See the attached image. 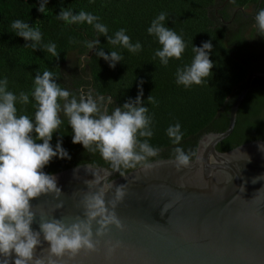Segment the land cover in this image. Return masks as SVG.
<instances>
[{"label":"trees","instance_id":"trees-1","mask_svg":"<svg viewBox=\"0 0 264 264\" xmlns=\"http://www.w3.org/2000/svg\"><path fill=\"white\" fill-rule=\"evenodd\" d=\"M40 2L0 0V80L6 77L8 90L16 95L21 91L29 93L27 105L17 103L18 114L34 118L33 80L37 72L42 74L44 70L52 71L57 83L77 96L81 91H91L94 96L110 97V111L142 92L143 106L148 107L153 121V136L148 142L160 149L158 156L150 158V163L174 159L175 147L183 148L192 160L202 136L227 129L230 108L248 74L264 72V36L258 32L254 20L264 8L263 0H48L45 14L37 10ZM62 8H70L74 14L84 10L97 15L108 26V35L126 29L133 42L141 43V51L130 53L108 44L106 36H98L86 23L65 24L57 18ZM249 9L253 17L246 12ZM161 12L167 13L165 26L182 36L187 45L182 57L170 59L167 66L154 55L161 45L147 33L151 21ZM16 19L39 28L42 40L38 48L24 47L31 42L15 35L11 29ZM93 39L99 41V46L89 50L84 42ZM209 40L213 45L209 53V59L214 62L212 76L205 78L201 85L187 88L178 85L177 68L190 64L193 46L200 47ZM48 43L56 44L58 58L40 49ZM98 50L106 55L119 51L123 60L114 68L109 67L107 61L95 55ZM150 95L155 104L147 102ZM61 118L64 122L53 133L50 143L55 148L57 141H61L70 159L54 157L43 171L53 174L84 164L113 170L98 152H87L81 144H73L72 129L63 114ZM176 123L183 132L179 144H173L166 134L167 128ZM258 140L264 141V81L261 79L253 80L239 106L232 133L216 149L226 152ZM132 170L122 168L118 176Z\"/></svg>","mask_w":264,"mask_h":264},{"label":"clouds","instance_id":"clouds-1","mask_svg":"<svg viewBox=\"0 0 264 264\" xmlns=\"http://www.w3.org/2000/svg\"><path fill=\"white\" fill-rule=\"evenodd\" d=\"M47 3L48 0H41L37 10L45 14ZM57 18L65 24L91 25L98 36L107 37L108 44L130 53L142 49L141 43L133 42L124 28L108 35V26L90 12L81 10L74 14L70 8H62ZM166 19L167 13L161 12L147 28V33L161 45L154 55L164 66L170 59L179 60L187 47L182 36L165 26ZM254 20L258 32L264 36V8L257 12ZM11 29L15 35L31 42L24 47L34 50L40 45L42 33L39 28L16 19L11 23ZM84 44L91 50L99 46V41L93 39ZM212 48L210 40L200 47H192L194 57L190 64L176 70L178 85L186 88L201 85L205 78L212 76L214 62L209 59ZM40 49H46L52 57L58 58L55 43H48ZM95 55L112 68L123 60L121 53L115 50L109 55L98 50ZM31 96L35 101L34 118L18 114L17 109V103H29V93L21 91L16 95L8 90L6 77L0 80V264H57L64 257L73 259L81 252H96L99 238L107 234L110 226L124 230L115 208L126 192L123 186L105 185L103 177L96 173H92L93 179L85 181L87 191L80 199L82 218L76 216L71 223H66L63 218L41 217L39 231L33 230L32 224L37 217L32 201L47 195L59 199L62 194L57 177L43 171L54 157L70 159L61 141H57L55 148L50 143L53 133L64 122L61 114L72 129V143L81 144L87 152H98L114 170L138 166L150 169L153 167L150 158L158 156L160 151L148 142L153 136V121L148 107L143 106L142 92L134 100L130 98L110 111V97L94 96L91 91H81L77 96L62 88L52 71L44 70L42 74L36 73ZM147 102L156 103L151 95ZM166 134L173 144H179L183 138L181 125H170ZM38 140L42 143H37ZM260 149L264 151V145H260ZM173 151L177 168L187 167L190 154L181 147H175ZM110 190H113L112 199L106 201ZM57 207H62V203ZM93 224L96 225L95 233ZM43 243L48 245L47 257L36 256L37 248H42Z\"/></svg>","mask_w":264,"mask_h":264},{"label":"water","instance_id":"water-1","mask_svg":"<svg viewBox=\"0 0 264 264\" xmlns=\"http://www.w3.org/2000/svg\"><path fill=\"white\" fill-rule=\"evenodd\" d=\"M255 79L264 81V72L248 74L230 108L227 129L202 136L187 167L177 168L172 159L120 176L117 170L88 164L53 173L62 194L59 199L47 195L32 201L36 231L41 217L63 218L66 223L82 218L80 199L92 173L103 177L105 185L123 186L126 192L115 208L124 230L110 226L96 252L64 257L57 264H264V141L226 152L216 149L232 133L239 106ZM47 247L43 243L35 255L47 257Z\"/></svg>","mask_w":264,"mask_h":264},{"label":"flooded vegetation","instance_id":"flooded-vegetation-1","mask_svg":"<svg viewBox=\"0 0 264 264\" xmlns=\"http://www.w3.org/2000/svg\"><path fill=\"white\" fill-rule=\"evenodd\" d=\"M263 1H264V0H263ZM226 4H227V3H226ZM229 8H230V7H229ZM246 12L249 13V15H251L253 11H252L251 9H249V10H247ZM251 16H252V15H251ZM252 17H253V16H252Z\"/></svg>","mask_w":264,"mask_h":264}]
</instances>
